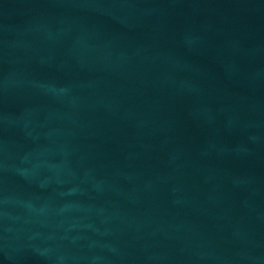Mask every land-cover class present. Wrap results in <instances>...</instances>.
Listing matches in <instances>:
<instances>
[{
  "label": "water",
  "instance_id": "95a60500",
  "mask_svg": "<svg viewBox=\"0 0 264 264\" xmlns=\"http://www.w3.org/2000/svg\"><path fill=\"white\" fill-rule=\"evenodd\" d=\"M0 264H264V0H0Z\"/></svg>",
  "mask_w": 264,
  "mask_h": 264
}]
</instances>
